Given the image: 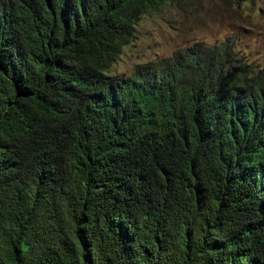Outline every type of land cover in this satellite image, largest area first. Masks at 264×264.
<instances>
[{
	"label": "trees",
	"instance_id": "16d2710c",
	"mask_svg": "<svg viewBox=\"0 0 264 264\" xmlns=\"http://www.w3.org/2000/svg\"><path fill=\"white\" fill-rule=\"evenodd\" d=\"M168 1L0 0V264H264V66L107 74Z\"/></svg>",
	"mask_w": 264,
	"mask_h": 264
},
{
	"label": "rangeland",
	"instance_id": "374dc122",
	"mask_svg": "<svg viewBox=\"0 0 264 264\" xmlns=\"http://www.w3.org/2000/svg\"><path fill=\"white\" fill-rule=\"evenodd\" d=\"M229 40L238 58L264 66V0H171L160 12L144 16L137 39L126 46L107 72L128 77L139 65L170 57L196 43L212 46Z\"/></svg>",
	"mask_w": 264,
	"mask_h": 264
}]
</instances>
